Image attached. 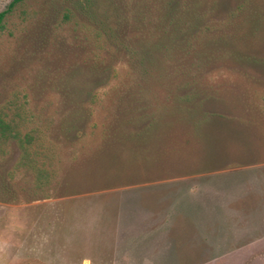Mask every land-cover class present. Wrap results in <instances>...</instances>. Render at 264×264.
Returning a JSON list of instances; mask_svg holds the SVG:
<instances>
[{
	"label": "rangeland",
	"instance_id": "obj_1",
	"mask_svg": "<svg viewBox=\"0 0 264 264\" xmlns=\"http://www.w3.org/2000/svg\"><path fill=\"white\" fill-rule=\"evenodd\" d=\"M115 2L127 49L93 35L91 6L109 0H26L6 18L0 107L35 114L61 162L38 187L5 145L0 264H246L239 241L215 251L207 229L248 242L264 203H213L197 187L264 163V0Z\"/></svg>",
	"mask_w": 264,
	"mask_h": 264
},
{
	"label": "trees",
	"instance_id": "obj_2",
	"mask_svg": "<svg viewBox=\"0 0 264 264\" xmlns=\"http://www.w3.org/2000/svg\"><path fill=\"white\" fill-rule=\"evenodd\" d=\"M26 0H13L7 10L0 13V32L5 28L8 15L12 14ZM101 4L91 6L96 15L98 27L92 30L99 41L103 40L111 48H130L132 38L129 36L130 20L124 15L123 5L115 0H109L107 8H99ZM102 9V10H101ZM69 19L71 16L66 14ZM19 106L17 110L11 105L0 107V155H5L6 144L15 140L20 149L21 157L18 163L20 170H29L35 175L38 187L50 186L57 180L60 173V156L58 145L48 137L47 126L38 124L35 114L26 112Z\"/></svg>",
	"mask_w": 264,
	"mask_h": 264
},
{
	"label": "crops",
	"instance_id": "obj_3",
	"mask_svg": "<svg viewBox=\"0 0 264 264\" xmlns=\"http://www.w3.org/2000/svg\"><path fill=\"white\" fill-rule=\"evenodd\" d=\"M197 189L198 195L213 203H264V163H254L219 172L214 171L211 178H207L204 183L198 184ZM227 207L229 208V206ZM229 211L231 212V209ZM261 215L260 218L264 219V211L261 212ZM215 218L218 221L222 219L218 216ZM232 227L231 230L234 234L228 238H222L217 229H207V232H210L212 236L208 242L212 245V249L230 252L235 249V244L239 241L241 243L239 244L242 245L241 248L244 247L245 251L250 252L247 254V260L245 259L246 264L250 260L251 263L260 264L261 262L264 264V221L261 222L260 229H258L262 230V233L257 234L256 238L249 237L250 239L245 243L242 232L236 231L234 226ZM259 252L263 253L260 257ZM235 258V256L232 258L228 256V258H224V261H219L220 263L217 264H229Z\"/></svg>",
	"mask_w": 264,
	"mask_h": 264
}]
</instances>
